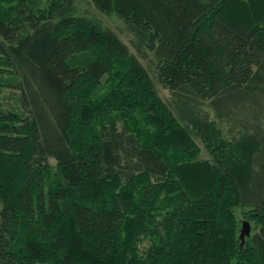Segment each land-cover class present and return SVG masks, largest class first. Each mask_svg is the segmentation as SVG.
Instances as JSON below:
<instances>
[{
	"label": "trees",
	"instance_id": "1",
	"mask_svg": "<svg viewBox=\"0 0 264 264\" xmlns=\"http://www.w3.org/2000/svg\"><path fill=\"white\" fill-rule=\"evenodd\" d=\"M44 1L0 0V264H264V0H91L170 102L116 31Z\"/></svg>",
	"mask_w": 264,
	"mask_h": 264
},
{
	"label": "rangeland",
	"instance_id": "2",
	"mask_svg": "<svg viewBox=\"0 0 264 264\" xmlns=\"http://www.w3.org/2000/svg\"><path fill=\"white\" fill-rule=\"evenodd\" d=\"M40 2H41V5L44 6L45 1L40 0ZM75 5H76L77 14L98 18L99 20H101L103 25H105V26L113 29L114 31H116L119 34V36L129 45L132 52L137 53V51L135 49V45L133 43L134 35L129 31V29L126 25V22L120 16H118L117 14H114V13L113 14H106V13L101 12L100 10H98L96 8V6L94 5V3L91 0H75ZM147 54H148L147 57H143L139 54H138V56L141 59V61L143 62V64L148 68L150 75L152 76L154 83H155L160 95L162 96V98L164 100H166L167 102H170L171 97H172L171 91L169 90V88L165 87L163 85V83L159 80L158 69L156 66V60H155L154 54L150 51H148ZM17 95H18V93L14 88H9V87L2 88V91L0 94V99H1V104H2L4 111L12 110V109L17 107V105H18ZM204 106L206 107V109H209L211 111V114L215 118H217V120L219 121V125H220L222 131L224 132V135L225 136L231 135L230 130H231L232 122H229L227 120V118H225V119L218 118L215 114L214 108L208 104V101H205ZM197 141H198L199 145L201 146L200 157L201 158H210V156H211L210 152L205 147L202 140L200 138H197ZM51 163L55 164V160L51 159ZM0 207H1V204H0ZM237 213H238L239 218L243 219L242 209L237 210ZM244 220H247V219L244 218L243 221ZM243 221L241 222L240 230L242 228ZM247 221H249V220H247ZM249 223L251 225V232H250V234H251L253 232V229H254V227H253L254 224H253V222H250V221H249Z\"/></svg>",
	"mask_w": 264,
	"mask_h": 264
},
{
	"label": "water",
	"instance_id": "3",
	"mask_svg": "<svg viewBox=\"0 0 264 264\" xmlns=\"http://www.w3.org/2000/svg\"><path fill=\"white\" fill-rule=\"evenodd\" d=\"M250 232H251V225L249 221L244 220L242 223V228L240 230L241 244L245 243L246 236H248Z\"/></svg>",
	"mask_w": 264,
	"mask_h": 264
}]
</instances>
